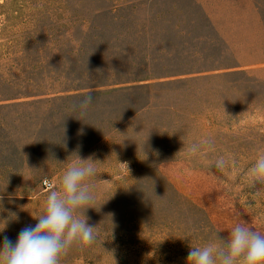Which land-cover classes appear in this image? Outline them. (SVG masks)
Instances as JSON below:
<instances>
[{
  "label": "rangeland",
  "instance_id": "rangeland-1",
  "mask_svg": "<svg viewBox=\"0 0 264 264\" xmlns=\"http://www.w3.org/2000/svg\"><path fill=\"white\" fill-rule=\"evenodd\" d=\"M0 100V246L79 159L97 238L61 264H187L236 223L264 234V0H0Z\"/></svg>",
  "mask_w": 264,
  "mask_h": 264
},
{
  "label": "clouds",
  "instance_id": "clouds-1",
  "mask_svg": "<svg viewBox=\"0 0 264 264\" xmlns=\"http://www.w3.org/2000/svg\"><path fill=\"white\" fill-rule=\"evenodd\" d=\"M91 102L89 94L78 107L84 112ZM201 145L210 146L211 141L193 144L189 153H196ZM79 160L80 164L67 168L59 190L47 194L43 211L33 217L38 223L22 228L15 243L4 237L0 264H61L62 257L74 246L83 249L95 242L96 227L88 224L84 213L94 200V185L88 181L96 176V168L90 159ZM225 164V159L220 157L212 166L222 170ZM248 177L251 187L264 185V154L248 169ZM187 264H264V234L246 226L245 222L236 223L227 239L216 233L203 246H191Z\"/></svg>",
  "mask_w": 264,
  "mask_h": 264
},
{
  "label": "trees",
  "instance_id": "trees-1",
  "mask_svg": "<svg viewBox=\"0 0 264 264\" xmlns=\"http://www.w3.org/2000/svg\"><path fill=\"white\" fill-rule=\"evenodd\" d=\"M239 67H241V65L239 66ZM139 81H142V80H134V82H139ZM71 90H74L73 88L72 89H70V91ZM61 92H64V91H52V92H47V93H45V94H43V95H46V94H59V93H61ZM21 97H5L4 99H2V100H7V101H11V100H17V99H20ZM2 100H0V101H2ZM2 106H4V105H2ZM0 109H1V106H0Z\"/></svg>",
  "mask_w": 264,
  "mask_h": 264
},
{
  "label": "built area",
  "instance_id": "built-area-1",
  "mask_svg": "<svg viewBox=\"0 0 264 264\" xmlns=\"http://www.w3.org/2000/svg\"><path fill=\"white\" fill-rule=\"evenodd\" d=\"M45 186H46V187L50 186V183H45Z\"/></svg>",
  "mask_w": 264,
  "mask_h": 264
}]
</instances>
